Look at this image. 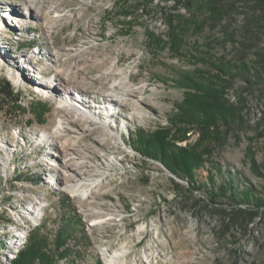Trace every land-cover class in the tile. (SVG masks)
Segmentation results:
<instances>
[{"label": "rangeland", "instance_id": "rangeland-1", "mask_svg": "<svg viewBox=\"0 0 264 264\" xmlns=\"http://www.w3.org/2000/svg\"><path fill=\"white\" fill-rule=\"evenodd\" d=\"M28 2L0 0L19 13L0 10V264H12L34 232L54 254L62 214L76 218L62 248L74 253L55 264H108L101 248L125 250L127 264H264V206L251 219L253 206L226 196L212 203L208 192L212 168L217 186L232 182L264 198V79L240 70H263L264 19L255 0L178 8L176 0H35L38 25H18L31 14ZM60 73L75 86L64 91L73 103L114 135L57 103L51 91L63 92ZM190 78L217 88L228 79L219 110L228 120L210 130L190 124V108H210L192 99ZM114 90L126 94L118 105ZM62 117L76 143L67 152L54 137ZM139 131L201 152L195 181L202 187L138 150ZM60 150L62 159L87 158L85 168L101 180L86 183L90 193L64 189L65 172L52 166Z\"/></svg>", "mask_w": 264, "mask_h": 264}, {"label": "trees", "instance_id": "trees-1", "mask_svg": "<svg viewBox=\"0 0 264 264\" xmlns=\"http://www.w3.org/2000/svg\"><path fill=\"white\" fill-rule=\"evenodd\" d=\"M190 3L191 0H176V8L180 6L191 7ZM255 4L258 8L259 14L264 19V0H255ZM126 14L131 15L132 13ZM175 16L176 15H170L168 18L169 25L173 29L175 27ZM240 70H243V76H246V74L250 73L253 74L254 79L257 80V82L264 79V64L263 70H259L258 73H254L248 64L245 65V68ZM222 71L227 75L232 74V71H225V69H222ZM188 80L190 82H186V85L190 89H194L196 91L194 94H192V99L195 98L198 101L206 100L205 102L210 107L208 110L207 108L199 107L198 103L195 104L198 107L190 108L191 111H188L186 114V118L188 119L190 124L195 125L200 129L210 130L212 127L218 125L221 120H228L227 113L219 111L220 108L225 105V102L228 101V99L224 97L227 92V86H231V83L228 81V79H225V85L222 88H217L211 84L202 82L199 83L193 78H190ZM199 110H201L203 114H201ZM40 115L41 113L39 114V116ZM136 144L137 149L140 150L143 154L161 160L175 174H178L188 181H191L196 190L202 187L200 184L199 187H197L198 184L195 181L197 171L204 165V158L201 152H197L186 147H177L176 145H171V143L168 141V136L162 132L145 134L143 131H139L137 133ZM208 171L209 179L210 181H213L210 188L208 189L210 200L212 203L216 202V200H218L221 196H226L234 204H248L253 206L255 210L248 212L251 219L259 214L260 208L264 206V198L256 195L254 189L247 188L239 193L235 190L232 182H226L229 189L224 185L217 186L216 183H214L213 174L211 172L212 168H209ZM228 173L230 174V172ZM228 181H233L232 177L229 178ZM240 212L247 211L240 209ZM61 217L64 223L58 230L55 247L56 251L54 252V254L49 255L46 251L43 250V238H41L39 235H36V233L34 232L31 233L30 243L25 247V249L20 251L18 258L15 259L12 264H36L37 262L40 264H55V258L57 257H59L60 259H70L74 253L73 248L70 247V245L67 248H62L67 245L68 239L70 238L71 234H73L75 228L74 220L76 218L74 217V215L67 216L63 214ZM2 245L3 244H1V246ZM50 256L51 258H49ZM98 264L102 263L99 262Z\"/></svg>", "mask_w": 264, "mask_h": 264}, {"label": "bare ground", "instance_id": "bare-ground-1", "mask_svg": "<svg viewBox=\"0 0 264 264\" xmlns=\"http://www.w3.org/2000/svg\"><path fill=\"white\" fill-rule=\"evenodd\" d=\"M27 4H28V9L30 10L31 14L27 18L21 19L19 21L18 25H22L31 19L34 20V22L38 25L37 22L39 20H41L42 17L39 15L38 11L36 10L37 8L35 7V0H29V2ZM0 10L7 11V12L10 11L12 16H14V17L19 16V13H18L16 8L13 9L11 7L1 6ZM1 13L4 14L3 12H1ZM0 20H1V18H0ZM59 76H60V80H61L60 85H62V87H63V92H58L57 90L51 91V93H53V94L56 93L55 95L58 97V98L56 97L57 103L61 107L66 108L68 111L79 114L80 116H82L85 119L86 118L89 119V121H90V119L97 121L100 124V127L103 129L104 133L108 134L107 132H109L111 135L112 134L114 135V132L110 131L111 130L109 128L110 125L106 121H102L101 118L99 116H97L96 113H91L87 109L78 108V106L73 103V101L69 98L68 93L64 92V91H66L67 89H70V88H74L75 86L71 85L67 81V79L63 77V74L60 73ZM120 87H121V85H120ZM41 88L43 90H48V92L50 91L49 85L45 86V85L41 84ZM110 96L112 97L111 101L113 103H115V105H118L123 101V99H124L123 96H126V94L125 93L121 94V92L114 90L110 94ZM136 105H137V100H134V109H138V107ZM107 111H110V110L107 109ZM88 124L89 123H87V126H90ZM64 125H65V122H64L63 117L59 118L57 125H55L56 133H55L54 137L57 138L56 141L59 144H61L64 148L69 147L67 150H62V151L67 152L71 149H74L76 146V143L74 141H72V139L67 134H65L66 130H65ZM56 152H60L59 157L61 159L58 163L52 164V166H54V169H56V170L59 169V170H61V171L63 170L65 172L64 175H66V176L61 178V181L64 183L63 185H64L65 190L73 193L75 196L85 195V194L90 193V190H89L88 186H86V183L89 182L90 184H92V182L95 183V181H101V180H98L96 178V176L92 177L91 172L88 171L87 168H85V167H87V163H86L87 158L85 156H83L82 158H78V160L69 161L68 159H65L66 156H64V158L62 159L63 153H61V150L56 151ZM56 155H57V153H54V156H56ZM47 161H49V159ZM111 163H112V161H110V164ZM50 181H53V180H50ZM33 201H34V204L37 206L35 208L38 209L39 206H42L43 202L40 199H38L37 197H35ZM86 214L88 215L89 220L92 222H94V221L98 222L99 221V223H100V221L102 220L100 217V214H95L94 212H92L90 214V211L89 212L86 211ZM32 216L36 217L37 216L36 212L32 211ZM90 226H93V224H90ZM101 251H102L104 257L107 259L108 264H127V262H126V255L127 254H126L125 250L110 252V251L105 250L104 248H101Z\"/></svg>", "mask_w": 264, "mask_h": 264}]
</instances>
